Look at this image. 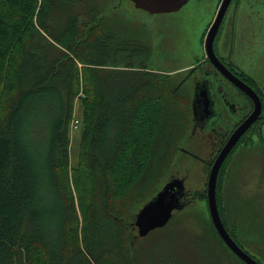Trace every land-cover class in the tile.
Returning a JSON list of instances; mask_svg holds the SVG:
<instances>
[{
	"label": "trees",
	"instance_id": "obj_1",
	"mask_svg": "<svg viewBox=\"0 0 264 264\" xmlns=\"http://www.w3.org/2000/svg\"><path fill=\"white\" fill-rule=\"evenodd\" d=\"M51 9L48 0H0V264H91L84 251L96 264H118L114 252L122 246L111 248L125 237L124 264H185L181 246L187 232L172 227L182 209L144 237L134 232L135 211L127 214L134 201L137 210L162 187L172 146L181 153L191 137L188 118L181 137L170 138L168 103L158 93L174 94L182 85L170 84L164 79L168 74L144 80L134 75L136 60H148V44L134 41L118 24L104 23L97 8L76 9L58 28L50 24ZM76 99L81 132L72 165L69 130ZM225 164L216 182L221 218L228 211L227 200H221ZM70 174L74 182L81 176L91 185L88 201L79 203L81 215ZM188 194L184 208L196 198L206 201L205 188ZM106 227L116 233L115 241L96 255ZM208 229L209 240L199 238L202 262L221 264L211 239L233 254L210 216L204 233Z\"/></svg>",
	"mask_w": 264,
	"mask_h": 264
},
{
	"label": "rangeland",
	"instance_id": "obj_2",
	"mask_svg": "<svg viewBox=\"0 0 264 264\" xmlns=\"http://www.w3.org/2000/svg\"><path fill=\"white\" fill-rule=\"evenodd\" d=\"M52 7L51 11L49 12L48 18H50V24L52 26L58 28L62 27L69 21L70 15L76 11V9L82 7L84 10L91 9L86 8L83 4L78 2V0H48ZM117 0H115L116 2ZM237 0H232L228 8H232L235 5ZM220 0H188L180 9L173 11V12H165V13H157V14H149L143 10H139L135 8L130 0H121V5L115 9H111L112 14L120 15L127 21L128 23L122 24L126 27H134L139 34L144 38L140 40L146 44H149L150 51L151 46L156 49L157 44L161 43L162 48L165 50V57L167 60L168 66L165 67L167 70H174L180 71L181 74H184L182 70L183 67L195 63V61L201 58L202 53L200 50L201 47V40L203 33L205 31V27L208 21L211 19L214 9L219 4ZM254 2V3H253ZM242 3L244 6L246 5H253V7H258L259 3L264 5V0H240L239 4ZM97 8L100 12V8ZM264 10V8H263ZM87 11V10H86ZM49 41V39H48ZM46 41V42H48ZM151 45V46H150ZM241 49L235 45V50ZM244 50V49H241ZM249 52L244 51V55L240 57L238 60L242 62V65L246 70H250L253 67V58L256 57L258 48L252 49L249 47ZM151 52L148 56L150 57ZM236 57V55H234ZM136 58V57H135ZM120 59V65L123 64V60ZM157 62V59H155ZM141 60H136V63H140ZM147 67L149 68L148 60L146 62ZM122 66V65H121ZM262 66H264V58L262 59ZM120 66L110 65L108 68H117ZM182 68V69H181ZM134 70L133 74L136 75L140 80L146 79V77H155L157 75H166L168 73L162 72V70L155 69L152 71L155 75L145 74L142 73L137 67H132ZM150 69V68H149ZM172 76V75H171ZM161 81H164L162 76L158 78ZM264 81V78L262 79ZM170 84H173L171 80H169ZM177 84V82H174ZM187 82L183 84V87L186 89ZM151 85V84H150ZM181 88V87H180ZM149 93L154 94L156 90L154 88H149ZM186 91V90H185ZM161 97L168 103L166 107L167 113L169 114V119L172 123V130L170 131V138L173 136L175 142L181 137L183 131L185 130L186 121L188 118L192 120V111H191V104L187 101L184 94L178 90L174 92V94L170 90H165L161 92V89L158 90ZM79 101L76 99L73 103V111L72 117L70 120V162L72 165L77 162L78 159V148H79V138L81 132L80 126V117L78 116V107ZM72 118H77L79 120L78 128L71 127ZM192 124V122H191ZM191 127V125H190ZM191 129V128H190ZM189 130V129H188ZM188 137V136H187ZM187 137L185 141L187 140ZM180 150H176L177 145H173L172 149L170 150V156L172 155L173 158L168 164V170L165 175V182L168 181L170 178L169 175L172 173L175 177L185 176V189L189 193L192 191H199L201 192L204 189L205 185V167L200 163V161L194 160L193 158L190 159L185 153L182 151L183 148L186 147L185 142ZM180 142V141H179ZM155 144V143H154ZM153 144V145H154ZM261 142L259 138H254L252 146L260 145ZM181 146V145H180ZM180 148V147H179ZM176 150V151H175ZM263 157V156H262ZM246 161L244 164L239 165L241 168L240 171V178L237 181L238 191L241 188V183L243 180H248L247 186L253 187L254 181H259V189L255 190V192L249 191H239L237 197L236 189L232 188L230 191V199L228 203V207L230 213L232 215H236L238 209H242V213L240 217H238V228L242 235L246 237L248 240L258 239L259 236L264 241V161L260 164L261 156L259 153H251L250 157L246 156ZM230 169V167L228 166ZM248 168V171L246 170ZM236 169V168H235ZM234 169V170H235ZM152 166H150V172H152ZM173 177V176H172ZM69 189L70 192L73 193L74 199L77 200L76 208L77 211L81 215V208L79 204L80 202L84 201L87 202L90 197V190L91 185L89 183L86 184L84 179L80 176V179L76 182L73 180V176L71 179V174L69 177ZM260 179V180H259ZM164 182V183H165ZM148 182L143 181L139 186L144 188ZM86 189L88 190V195L86 196ZM42 191V190H41ZM43 193V191H42ZM135 195L139 194V191L134 192ZM98 195H102V192H99ZM221 200L222 202L226 200L224 197L223 192L221 191ZM132 198H134L132 195ZM191 197V195H189ZM260 196L261 198H259ZM79 199V200H78ZM109 199V198H108ZM100 203H102V199H98ZM124 204H127V197L124 199ZM137 201H134L127 209V214L135 211L134 214L138 211V209L143 205H140L137 210L135 209V205ZM79 206V207H78ZM206 201L203 199L196 198L190 202L186 208H183L179 212H177L176 216L174 217V221L172 222V227L175 229H183L186 234L182 235V263L185 264H203V257L199 253L198 249L201 247L199 244V238L203 240H209L207 232L209 229L204 233V227L207 225L208 221V212L206 209ZM227 207V208H228ZM227 210V209H226ZM225 211V209L223 210ZM226 213V211L224 212ZM47 216V215H46ZM96 216V213L94 214ZM223 218L224 214H223ZM135 219V215H134ZM235 220V219H234ZM134 222V220H133ZM237 224V223H236ZM134 225V223H133ZM113 226V225H112ZM109 227V226H108ZM106 227L105 231H102V235L100 237V242H102V246L97 248L95 251L96 255H101L106 250V246L111 248L112 242L115 241L116 238V226L109 227L110 229L114 230L115 232H110V229ZM135 227V226H134ZM234 229V228H232ZM137 234V230L135 231ZM104 233V234H103ZM189 237V238H188ZM186 238L191 239V243L186 240ZM81 241V238L79 239ZM127 238H122V242L118 245H115L111 248V250L116 249V246H122V248L118 252H114L117 263L124 264L122 259V250L124 246H126L125 241ZM214 242L213 254L220 259L221 264H236L235 257L229 254L223 247L220 246L217 240L211 239ZM97 241V240H96ZM149 243H152L151 237L148 239ZM148 241L141 242L143 245H147ZM202 241V240H201ZM107 243V245H106ZM140 244V243H139ZM193 244V246H191ZM204 245L207 242H203ZM209 247V246H208ZM194 248V253H193ZM250 251L256 252L259 260L264 264V243L262 248L260 249H249ZM86 257H88L91 264H96L89 253H86ZM122 259V260H121ZM57 264H63L58 262Z\"/></svg>",
	"mask_w": 264,
	"mask_h": 264
},
{
	"label": "flooded vegetation",
	"instance_id": "obj_3",
	"mask_svg": "<svg viewBox=\"0 0 264 264\" xmlns=\"http://www.w3.org/2000/svg\"><path fill=\"white\" fill-rule=\"evenodd\" d=\"M239 1L237 0L232 8L227 7L214 36L212 43L214 60L206 55L204 44L205 36L218 12L221 0L205 27L200 47L202 56L199 59L197 57L195 63L187 65L183 69L181 68L184 74L180 73L181 70L165 69L168 64L161 43L157 44L156 49L150 45L152 49L148 58L150 69L146 65L147 61H141L137 64L138 66H135L145 74L155 69L168 73L169 76L165 79L177 82L176 86L182 85L179 91L184 94L190 104H192L194 98L198 101L196 117L193 118L192 114L191 137L182 151L188 158L203 163L206 174L205 185L203 186L205 195L208 172L214 159L231 134L254 110L253 97L242 89L241 85L249 86L258 97L261 104L258 117L242 133L223 161H226V164L221 176V191L226 197L227 203H229L232 188L236 189L237 197H239V191L255 192L256 189H259V181H254L253 187H249L247 186L248 180H243L238 191L237 181L240 178L241 171L239 165L245 163L246 156L250 157L251 153H259L261 156L259 163L261 164L264 161V81L262 80L264 78V66H262V59L264 58V5L259 3L258 7H253V5L244 6L242 3L239 4ZM78 2L86 8H100L104 23L118 24L133 35L134 41L142 40L143 37L134 27L122 26V24L128 23L123 17L111 13V9L121 5V0L116 2L115 0H78ZM235 45L244 50H235ZM249 47L252 49L258 48V51L256 57L250 56L254 62L253 67L246 70L238 59L244 55V51L249 52ZM155 59H157V62ZM185 81L187 82L186 89L183 87ZM254 138H259L261 144L252 146ZM247 141L250 144H246ZM246 170L248 171V168ZM182 177L185 184V176L183 175L180 178ZM189 197L185 189L184 199ZM227 209L228 211L224 213L225 219L223 217L221 219L229 235L241 249L252 256L259 264H262L256 252L249 249L262 248L263 239L260 236L258 239H246L238 228V217L240 215H232L229 208ZM231 253L235 257L236 264H246L232 251Z\"/></svg>",
	"mask_w": 264,
	"mask_h": 264
},
{
	"label": "water",
	"instance_id": "obj_4",
	"mask_svg": "<svg viewBox=\"0 0 264 264\" xmlns=\"http://www.w3.org/2000/svg\"><path fill=\"white\" fill-rule=\"evenodd\" d=\"M133 6L139 10L146 11L149 14L173 12L180 9L188 0H130ZM231 0H221L218 12L205 36L204 48L206 55L214 60V52L212 43L214 36L221 23L223 15L230 4ZM241 88L249 93L254 99V110L250 116L231 134L227 142L224 144L216 158L214 159L206 181V201L209 216L213 227L223 243L246 264H259L252 256L241 249L234 239L229 235L223 225L219 213L216 200V182L219 168L224 161L226 155L236 143L242 133L256 120L260 113L261 104L258 97L252 89L243 84ZM198 101L194 98L191 104L193 118L196 117V109ZM185 184L184 178L171 177L162 187L148 199L136 212L134 226L139 237L146 236L151 230L163 227L172 217L174 210L183 209L185 206Z\"/></svg>",
	"mask_w": 264,
	"mask_h": 264
},
{
	"label": "built area",
	"instance_id": "obj_5",
	"mask_svg": "<svg viewBox=\"0 0 264 264\" xmlns=\"http://www.w3.org/2000/svg\"><path fill=\"white\" fill-rule=\"evenodd\" d=\"M78 125H79V120L77 118H72L71 127L73 126V128H78Z\"/></svg>",
	"mask_w": 264,
	"mask_h": 264
},
{
	"label": "bare ground",
	"instance_id": "obj_6",
	"mask_svg": "<svg viewBox=\"0 0 264 264\" xmlns=\"http://www.w3.org/2000/svg\"><path fill=\"white\" fill-rule=\"evenodd\" d=\"M229 153V152H228ZM227 156V155H226ZM223 163V162H222ZM222 165V164H221ZM221 167V166H220ZM220 169V168H219ZM219 173V172H218ZM218 176V175H217ZM209 213V212H208ZM218 213H219V211H218ZM219 216H220V214H219ZM220 219H221V217H220ZM221 221H222V219H221ZM222 223H223V221H222ZM223 225H224V223H223ZM225 226V225H224ZM227 230V229H226ZM228 232V231H227Z\"/></svg>",
	"mask_w": 264,
	"mask_h": 264
}]
</instances>
